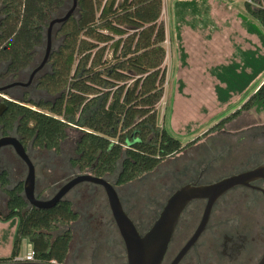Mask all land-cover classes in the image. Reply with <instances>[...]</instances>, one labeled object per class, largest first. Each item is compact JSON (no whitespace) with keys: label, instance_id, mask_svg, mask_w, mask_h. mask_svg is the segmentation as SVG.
<instances>
[{"label":"trees","instance_id":"obj_1","mask_svg":"<svg viewBox=\"0 0 264 264\" xmlns=\"http://www.w3.org/2000/svg\"><path fill=\"white\" fill-rule=\"evenodd\" d=\"M205 1L175 0L172 12L182 18ZM68 4L0 0V62L8 63L9 72L34 64L40 56L37 49L45 46L49 21L62 16ZM243 6L239 19L250 34L264 39V0ZM162 9L163 0H77L76 17L52 32L57 50L50 56V71L37 81L50 99L37 106H9V121L20 118L18 134L33 138L35 146L56 149L68 129H75L79 135L72 164L101 178L113 174L121 162L119 185L194 145L197 138L183 145L158 124L156 107L166 78ZM236 58V63L211 70L219 86L217 100L226 105L247 90L252 93L204 136L221 131L244 113L264 112V56L237 51ZM20 192L21 186L9 194L7 212L0 216L1 222L17 221L11 255L0 262L14 261L21 239H26L35 261L63 264L72 235L58 229L76 221L78 214L64 201L49 210L27 209Z\"/></svg>","mask_w":264,"mask_h":264},{"label":"flooded vegetation","instance_id":"obj_2","mask_svg":"<svg viewBox=\"0 0 264 264\" xmlns=\"http://www.w3.org/2000/svg\"><path fill=\"white\" fill-rule=\"evenodd\" d=\"M52 43L51 54L57 50L58 45L54 42L53 36ZM44 47L37 49L40 56L37 57L33 65L18 72H9L8 63L0 62V141L14 139L22 146L34 167V195L39 200L51 199L76 176L86 172L90 173L88 169L81 170L79 166L72 164L76 158L71 157L69 151L64 152L62 147L64 141L56 149L35 146L33 138L18 134L19 117L9 121L8 114L11 104L31 107L50 99L47 93L38 87L37 82L39 78L50 71L49 61L33 74L34 69L39 66L43 58ZM248 145L249 147L242 154V160L236 161L235 167L225 174L212 180H204L203 172L207 171V168H204L195 179L184 181L172 194L187 184H211L226 177L248 172L264 164V156L260 155V151L264 150V139L248 141ZM181 153L182 151L165 161L173 159ZM161 164L153 171L162 169L160 168ZM120 166L121 162H118L114 173L103 178L113 185L123 210L133 222L139 235L143 236L158 218L167 199L172 194L162 205L156 206L150 196L143 198L141 197L143 196L142 192L135 193L132 189V184L138 182L140 178L123 185L117 183L121 171ZM26 175L27 166L16 153L14 146L7 143L1 144L0 204L6 212L9 194L21 186L19 194L21 196ZM124 189H126L125 192ZM261 190H264V179L250 183V186H236L220 196L211 208L204 231L177 264H192V262H188V259L195 257L194 252L201 243L204 248L208 247L209 251L212 249L215 257V261H212L213 264H259L264 258V193ZM62 201L69 202L72 210L78 214L76 221L58 229V231L61 229L63 231L70 230L72 235L69 251L63 264H127L124 242L112 218L102 187L88 182L78 184L64 195ZM145 201L152 202L146 212L143 211ZM205 205V200H198L185 207L161 264H172L177 258L194 234ZM154 209L156 216L149 226L148 212ZM228 214L230 217L225 221V215ZM97 222L103 225L106 239L98 238L97 231L93 234L92 229H95ZM141 228L144 229L141 230ZM178 231L181 234H177Z\"/></svg>","mask_w":264,"mask_h":264},{"label":"rangeland","instance_id":"obj_3","mask_svg":"<svg viewBox=\"0 0 264 264\" xmlns=\"http://www.w3.org/2000/svg\"><path fill=\"white\" fill-rule=\"evenodd\" d=\"M174 2L163 0L160 17L165 30L163 46L166 57L163 67L166 78L163 97L156 107L158 124L183 145L196 138L198 141L184 148L179 156L164 161L160 167L162 169L146 174L132 184L135 193L142 192L143 198L150 196L156 206L162 205L184 181L195 179L204 168H207L203 172L204 180L225 174L235 167L236 161L242 160V154L249 147L248 141L264 139V112L254 110L242 114L221 131L203 135L240 107L252 93V90H247L239 99H233L231 104H220L216 96L218 82L211 75V70L236 63L237 51H252L264 56V39L250 34L239 19L240 14H244L243 3L246 0H206L202 6L187 11L178 19L172 12ZM260 32L264 37V29ZM67 134L63 150L76 158L74 149L79 134L73 128L68 129ZM260 155L264 156V150L260 151ZM145 202V209L142 210L146 212L152 202ZM5 213L0 204V216ZM155 216V209L148 212L149 226ZM229 217V214L225 215V221ZM9 222V228L16 227V220ZM92 230L93 234L97 231L98 238L106 239L100 222ZM61 231L63 229L59 233ZM177 234H181L180 231ZM25 244L20 246V258L30 251ZM207 248L199 244L194 252L195 257L189 258L188 262L213 264L215 257L212 249L209 251Z\"/></svg>","mask_w":264,"mask_h":264},{"label":"water","instance_id":"obj_4","mask_svg":"<svg viewBox=\"0 0 264 264\" xmlns=\"http://www.w3.org/2000/svg\"><path fill=\"white\" fill-rule=\"evenodd\" d=\"M77 15V0H69L68 9L60 17H52L45 30L44 41L45 51L43 58L33 74L39 71L48 61L53 47L52 32L55 28L65 23L71 16ZM12 144L16 153L25 162L27 166V175L23 182L22 198L27 203V208L38 210H49L62 201L64 195L81 183H92L102 187L108 205L110 207L112 218L124 242L127 264H161L167 251L169 242L174 233L179 217L185 207L198 200H205L206 205L201 220L189 241L183 247L177 258L172 264H177L185 252L194 244L199 235L204 231L211 208L215 201L224 193L236 186H250L259 179H264V164L241 174L226 177L214 183L207 185L187 184L177 189L166 201L158 218L154 221L151 228L140 236L133 222L123 210L117 193L111 183L103 177H95L86 172L76 176L73 180L64 185L58 193L49 200H39L34 195L35 174L34 167L25 154L22 146L14 139L2 140L1 144ZM264 193V190H261ZM0 264H55L40 261H8ZM264 264V258L259 262Z\"/></svg>","mask_w":264,"mask_h":264},{"label":"crops","instance_id":"obj_5","mask_svg":"<svg viewBox=\"0 0 264 264\" xmlns=\"http://www.w3.org/2000/svg\"><path fill=\"white\" fill-rule=\"evenodd\" d=\"M9 223H10L9 221L8 222H1L0 221V259L9 258L11 255V252H12L16 227L9 228ZM24 244L27 247H29L30 251L32 250L28 241L26 239H21L20 246H22ZM1 245L3 247H1ZM19 253H20V251H19ZM18 257H20V256L18 255Z\"/></svg>","mask_w":264,"mask_h":264},{"label":"built area","instance_id":"obj_6","mask_svg":"<svg viewBox=\"0 0 264 264\" xmlns=\"http://www.w3.org/2000/svg\"><path fill=\"white\" fill-rule=\"evenodd\" d=\"M246 3H251V0H246ZM15 260L16 261H19V260H21V261H28V262L35 261L33 259V252H32V250L29 253H27L25 257H22V258L17 257V258H15Z\"/></svg>","mask_w":264,"mask_h":264}]
</instances>
